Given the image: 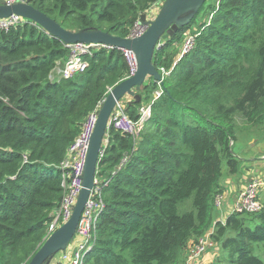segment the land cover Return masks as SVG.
<instances>
[{
  "label": "trees",
  "instance_id": "16d2710c",
  "mask_svg": "<svg viewBox=\"0 0 264 264\" xmlns=\"http://www.w3.org/2000/svg\"><path fill=\"white\" fill-rule=\"evenodd\" d=\"M29 1L66 30L128 38L140 15L163 0ZM197 19L193 48L161 85L150 78L139 103L121 101L136 120L138 109L161 90L137 141L108 132L98 162L101 180L109 179L105 210L85 264H182L189 241L197 243L213 226L223 169L239 173L233 147L264 133V0L204 4L189 25L161 41L153 57L158 72L171 68L170 49ZM69 53L32 24L0 31V264H28L49 237L68 148L84 120L129 75L123 52L100 47L83 71L52 81ZM188 200L191 210L181 211ZM213 227L210 238L229 264H264L253 255L258 247L264 257V208L232 214Z\"/></svg>",
  "mask_w": 264,
  "mask_h": 264
},
{
  "label": "built area",
  "instance_id": "2783aa9c",
  "mask_svg": "<svg viewBox=\"0 0 264 264\" xmlns=\"http://www.w3.org/2000/svg\"><path fill=\"white\" fill-rule=\"evenodd\" d=\"M28 0H4V4L11 6L14 4H25ZM162 3V2H161ZM159 3L158 5H161ZM150 17V15H149ZM32 24L33 22L23 19L16 15H11L6 19H0V31H9L12 28L22 26L23 24ZM38 27V26H37ZM136 30V29H135ZM137 30L134 31L132 36H139L145 32L146 28L137 25ZM194 45V37H186L182 51L179 57L175 60L170 69L160 68L159 75L160 80L156 81L158 86L162 81L170 74L173 67L187 54ZM162 46L160 42L156 50ZM103 47L101 45H86L77 43L67 46L69 49V57L64 64L63 69L60 70V79L71 78L75 73L83 71L87 65L86 58L93 55L94 51ZM107 48V47H105ZM123 57L129 68V75L131 77L135 74L137 69L136 59L133 53L123 50ZM59 79V80H60ZM161 95L160 88L153 94V98L150 102L142 105L138 109V116L136 120L129 117L124 109L121 101L116 105L110 120L109 126L104 138L103 145L101 147L99 161L103 158L104 152L108 146V132L113 130L117 133L131 137L134 141L139 139L141 132L144 129L145 124L151 117V107L153 102ZM98 110L92 112L83 122L79 135L74 142L68 148V156L61 163L59 171L61 172V187L63 189V197L59 203V206L54 210L52 214V221L48 227V236L55 232L61 225L66 223L73 212V208L76 204L79 193L82 189V177L84 172L85 161L88 154L90 141L95 129ZM128 161V157L125 156L121 159L117 168L119 170ZM99 167L97 165L96 175L94 177V185L90 191L88 200L84 206L81 217L79 219L76 233L62 253L63 264H85V257L91 250L96 242V229L100 216L105 210V203L103 200L104 188L108 186L109 179L101 180V176L98 175ZM115 172L112 173V175ZM264 190V181L252 180L238 195L234 205L233 214H255L259 213L263 207L259 200V194ZM216 204H220V198L216 199ZM214 231H211L208 235H205L198 239L188 255L187 262L185 264H193L200 257H202L212 245L210 236Z\"/></svg>",
  "mask_w": 264,
  "mask_h": 264
},
{
  "label": "water",
  "instance_id": "95a60500",
  "mask_svg": "<svg viewBox=\"0 0 264 264\" xmlns=\"http://www.w3.org/2000/svg\"><path fill=\"white\" fill-rule=\"evenodd\" d=\"M207 0H163L155 5L157 14L149 18L154 7L139 17V25L146 28L139 36L120 38L99 30L70 31L64 29L53 19L35 9L28 0L25 4L5 5L0 0V19L11 15L33 22L66 47L82 43L101 45L120 51L126 50L135 56L137 69L133 76L126 78L110 90L97 115L95 129L90 141L82 177V189L73 208L70 219L53 232L40 246L28 264H49L50 260L65 251L72 241L84 206L94 185V177L99 162L101 147L109 126L110 117L116 105L125 98L129 104L139 103L138 93L144 83L152 78L159 81L160 75L153 65L157 45L174 37L176 32L189 25Z\"/></svg>",
  "mask_w": 264,
  "mask_h": 264
},
{
  "label": "crops",
  "instance_id": "0c3cea01",
  "mask_svg": "<svg viewBox=\"0 0 264 264\" xmlns=\"http://www.w3.org/2000/svg\"><path fill=\"white\" fill-rule=\"evenodd\" d=\"M127 101H129V98ZM237 145L238 150L236 151V155L241 161L240 170L238 174L233 176L229 175L226 169L223 170V176L219 183L222 191L215 196L214 201L215 215H218V218H213V226L216 222L224 223L225 220L233 214L232 212L239 193L252 180L264 181V133L261 136L257 134L247 136L245 139L240 140L235 146ZM217 198H220L219 205L216 204ZM262 202L263 204H261L264 207V196ZM213 226L205 235L214 231ZM193 243V241H189L187 244L185 252L182 255V264L187 262L189 251L194 245ZM193 264H229V262L227 254L223 253L220 246L212 240L211 247Z\"/></svg>",
  "mask_w": 264,
  "mask_h": 264
},
{
  "label": "rangeland",
  "instance_id": "374dc122",
  "mask_svg": "<svg viewBox=\"0 0 264 264\" xmlns=\"http://www.w3.org/2000/svg\"><path fill=\"white\" fill-rule=\"evenodd\" d=\"M216 0H207L206 1V3H205V5H208V4H210V3H214ZM157 14V8H155L154 7V10H152V12H151V14H150V17L149 18H153V17H155V15ZM198 21V19L196 20V22ZM201 21H198L194 26H193V28H191V30L190 31H188L186 34H184V36H183V39H182V42L181 43H178V44H175L171 49H170V53L171 54H173V55H175V59H177L178 57H179V55H180V53H181V51H182V47H183V44H184V41H185V39H186V37H188V36H190V33H191V31H194L195 29H197V24L198 23H200ZM135 31H138L137 30V27H136V30ZM133 35H135V34H133ZM64 67V66H63ZM63 67H58L54 72H53V76L51 77V80L52 81H54V80H59L60 79V70L61 69H63ZM123 100H125V101H127L128 100V98H125V99H123ZM233 149H234V152L236 153V151L238 150V145L237 146H234L233 147ZM224 164H226L225 162L223 163V168H224ZM224 170V169H223ZM57 172L55 171V174H56ZM263 192L264 191H262L260 194H259V200H260V202L263 204V196H264V194H263ZM263 194V195H262ZM262 200V201H261ZM188 206H190L189 207V209L188 210H186L185 208L186 207H188ZM263 207V206H262ZM264 208V207H263ZM181 211H185L186 210V212L187 211H190L191 210V200H188V201H186V202H184L183 203V205L181 206ZM213 218L215 217V218H218V215H215V210L213 209ZM261 251L262 250H260V249H258V247L257 248H255V250L253 251V255H255V256H257V257H259V258H261L262 260H264V257L262 256V253H261ZM63 252V251H62ZM62 253L60 252L59 254H57V255H55L51 260H50V262H49V264H63L62 263Z\"/></svg>",
  "mask_w": 264,
  "mask_h": 264
},
{
  "label": "bare ground",
  "instance_id": "6f19581e",
  "mask_svg": "<svg viewBox=\"0 0 264 264\" xmlns=\"http://www.w3.org/2000/svg\"><path fill=\"white\" fill-rule=\"evenodd\" d=\"M138 25V24H137ZM122 52V51H121ZM128 78V77H127Z\"/></svg>",
  "mask_w": 264,
  "mask_h": 264
}]
</instances>
